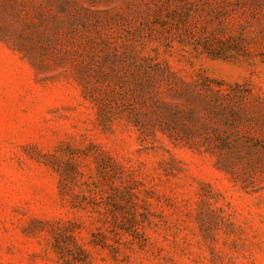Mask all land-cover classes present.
Returning a JSON list of instances; mask_svg holds the SVG:
<instances>
[{"label":"rangeland","instance_id":"374dc122","mask_svg":"<svg viewBox=\"0 0 264 264\" xmlns=\"http://www.w3.org/2000/svg\"><path fill=\"white\" fill-rule=\"evenodd\" d=\"M0 264H264V0H0Z\"/></svg>","mask_w":264,"mask_h":264},{"label":"trees","instance_id":"16d2710c","mask_svg":"<svg viewBox=\"0 0 264 264\" xmlns=\"http://www.w3.org/2000/svg\"><path fill=\"white\" fill-rule=\"evenodd\" d=\"M14 31V28L12 26V23H5L3 26L0 28V32L2 34H8Z\"/></svg>","mask_w":264,"mask_h":264}]
</instances>
